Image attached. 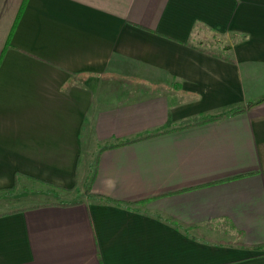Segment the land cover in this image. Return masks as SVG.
Listing matches in <instances>:
<instances>
[{"label":"crops","instance_id":"1","mask_svg":"<svg viewBox=\"0 0 264 264\" xmlns=\"http://www.w3.org/2000/svg\"><path fill=\"white\" fill-rule=\"evenodd\" d=\"M3 189L0 264H264V0H0Z\"/></svg>","mask_w":264,"mask_h":264},{"label":"trees","instance_id":"2","mask_svg":"<svg viewBox=\"0 0 264 264\" xmlns=\"http://www.w3.org/2000/svg\"><path fill=\"white\" fill-rule=\"evenodd\" d=\"M197 29H203V28L201 26H199V25H195L194 28H193V32H195ZM238 37H241V36H238ZM226 48H228V46ZM243 111H244L243 108L237 107V108L231 110L228 115L239 114V113H242ZM224 117H226V116H224V115L223 116H217V117H213V118L207 119V120L199 122V123L194 122V123L185 124V125L181 126L180 128H186V127H190V126H193V125H196V124H200V123L216 122V121H218V120H220V119H222ZM161 133H164V132H162L160 130H157V131H154V132H151V133H146V134H144L142 136H139V137H137L135 139L127 140V141H124V142H120L118 145L128 144V143H131V142H134V141H137V140H141V139H144V138L153 137V136L159 135ZM107 147L108 146H105L103 148H107ZM61 189L65 190V191H69L72 188H70V189L61 188ZM11 191H12V189H3V190L0 191V193H9L10 194ZM87 193H88L89 197L99 198L101 200H105V201H107L109 203H112L114 205H121V202L111 200L108 197H105L103 195L94 194V193L90 192L89 190H88ZM79 202L80 201H76V200L75 201H54V202L45 203L43 205H55L56 204V205H61V206H69V205L77 204ZM28 208H31V207H29V206L28 207H20V208H15L14 210H11V211H20V210H25V209H28ZM128 208H130V207H128ZM172 224L175 225V226H179L180 225V224H177V222H172ZM189 227L190 226H187V228H189ZM217 243L221 244V243H226V242L219 241ZM263 247H264V245H259V246H256L255 248L256 249H262Z\"/></svg>","mask_w":264,"mask_h":264},{"label":"rangeland","instance_id":"3","mask_svg":"<svg viewBox=\"0 0 264 264\" xmlns=\"http://www.w3.org/2000/svg\"><path fill=\"white\" fill-rule=\"evenodd\" d=\"M91 156H92L91 152L85 153V159L83 161H85L89 164L90 162L93 161V158H91ZM91 165H92V163H91ZM29 194L35 195L36 200L44 199V194H37L36 191L35 192H32V191L20 192V194L17 196L16 199H13V197H7V196H10L9 193H0V211L3 209V208H1L2 206H8L9 207V206L15 205L14 204L15 202L16 203H18V202H23V203L29 202ZM21 197L23 199H21ZM46 197H50V195L46 196Z\"/></svg>","mask_w":264,"mask_h":264}]
</instances>
